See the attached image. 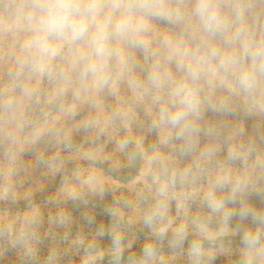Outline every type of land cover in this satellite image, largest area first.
I'll return each mask as SVG.
<instances>
[{
  "label": "clouds",
  "instance_id": "9594fccd",
  "mask_svg": "<svg viewBox=\"0 0 264 264\" xmlns=\"http://www.w3.org/2000/svg\"><path fill=\"white\" fill-rule=\"evenodd\" d=\"M0 264H264V0H0Z\"/></svg>",
  "mask_w": 264,
  "mask_h": 264
}]
</instances>
